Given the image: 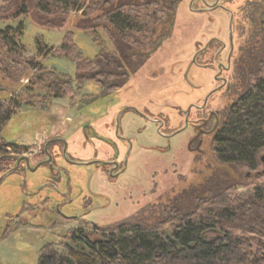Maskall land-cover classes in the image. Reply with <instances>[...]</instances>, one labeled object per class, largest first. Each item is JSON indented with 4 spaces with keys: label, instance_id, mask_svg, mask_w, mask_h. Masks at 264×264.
<instances>
[{
    "label": "rangeland",
    "instance_id": "1",
    "mask_svg": "<svg viewBox=\"0 0 264 264\" xmlns=\"http://www.w3.org/2000/svg\"><path fill=\"white\" fill-rule=\"evenodd\" d=\"M19 1L0 2V30L13 28L5 35L16 42L5 47L0 39V144L3 141L7 146L0 149V168L9 165L10 170L22 155L37 164L45 158L44 144L55 138L67 141V158L82 164L59 157L58 180H52L50 164L36 170L24 164L0 182V264H38V254L46 243H53L56 251L67 255L63 237L72 231H81L95 241L113 234L123 243L128 235L120 233L119 226L130 224L151 231L153 238L165 239L176 225L163 223L173 208L177 207L180 214H207L214 195L211 181H217L214 190L221 187L218 196L226 201L225 207L247 204L256 189L262 187L259 195L263 200L254 201V212L261 214L262 221L238 228L221 220L215 229L240 237L246 244L240 251L247 257L240 264H256L260 256L264 259L262 164L250 169L219 161L212 151L214 136L208 131L213 121L200 136L199 153L188 149L194 137L191 126L163 136L153 123L154 118H160L167 124L165 131H174L183 125L181 110L202 104L206 94L216 88V63L200 67L193 63V57L198 44L205 46L211 41L208 49L197 55V62L212 64L221 43H228L229 15L221 9L195 12L197 4L190 8L191 0L176 3L174 29L160 49L139 67L141 59L132 56L129 66L127 63L123 67L130 68L126 84L106 93L114 80L113 76L107 77V71L117 68L115 60L121 54L105 27H98L108 22L101 18L100 11L92 9L99 0H80L86 7L85 15L98 18L95 30L75 27L82 13L77 10L63 17L61 27L44 25V21H38L35 0L28 1L27 15L13 19ZM110 2H115V6L123 4L120 11L139 28L123 33L127 49L131 46V53L136 48L147 49L152 28L148 18L164 20L166 14L155 13L154 6L134 8L130 0ZM229 7L235 10L231 4ZM44 18L52 21L59 16ZM17 33H21L20 37ZM245 40L243 36L240 44ZM249 47L251 52L254 50V57L264 61V32ZM240 54L236 53L235 60ZM220 60H225L224 54ZM79 71L92 73V77L101 71L102 77L81 80ZM223 75L230 81V91L215 92L209 100V108L218 113L227 112L248 85L264 77V70L243 78L233 67ZM99 79L104 80V86ZM55 91H62L63 95L55 98ZM120 110L125 111L118 118ZM196 111H191L192 120L199 117ZM9 113L12 116L5 123ZM117 118L120 131L116 135ZM126 155V166L115 175H110L103 165L85 163L95 158L102 163L112 158L123 161ZM262 155L264 146L257 157ZM200 187L203 201L195 199ZM189 193H194V197L187 198ZM235 214L240 216L239 211ZM217 236L211 232L204 240ZM82 245L87 249L86 244Z\"/></svg>",
    "mask_w": 264,
    "mask_h": 264
},
{
    "label": "trees",
    "instance_id": "2",
    "mask_svg": "<svg viewBox=\"0 0 264 264\" xmlns=\"http://www.w3.org/2000/svg\"><path fill=\"white\" fill-rule=\"evenodd\" d=\"M16 1L19 0H0L3 4H15ZM28 1L29 0H22L19 1V5L16 4L15 11L12 13L13 19L28 14ZM35 1L37 13L39 14V18L37 17L38 21L41 23L44 21V25L48 24L54 27H61L65 22L63 17L69 12L77 10V12L82 11V13L75 27L79 30H95V21H98V18L95 19L86 16V7L83 6L80 0ZM180 1L181 0H130V6L134 8L141 5L154 6L155 13L157 12L160 15L166 14L164 20H159L154 16L148 18V22L151 23L152 26L149 36L150 44L147 46V49L136 48L132 53L131 46H128L127 49V44L123 39L126 36L123 35V33L128 34L131 30H138L139 28H136L134 20H130L124 15V12L120 11L123 4L120 3L119 5L117 3L115 6L116 3L110 2V0H99V4H93V11H100L102 13L101 18L108 21L107 23L102 22L98 24V27H105L116 43V46L119 47L118 50L121 54V58L115 60L116 65H118L117 68L107 71V77L110 79L111 76H113L114 80L111 81L106 93H111V91L121 88L126 84L130 76V68L123 67H125L127 63L129 66L132 56L141 59L140 63L137 65V67H139L145 64L153 54L160 49L164 38H167L173 31L171 26L174 23L176 15V8L174 5L178 2L180 3ZM161 4H163V7H161ZM243 8L241 10L242 14L247 9L246 7ZM47 15L59 16V19L52 21L47 19L45 21L44 17ZM258 25L257 28L252 24H248L247 27L244 26V38H247V40L239 47V52L241 53L239 59L235 60L234 58V68H236L238 74H241L243 78H245L246 75L256 74L264 70V61L260 62V57H254V50L251 52L249 47L254 46L259 36L264 32V24L260 22ZM250 27L251 30L255 31L256 29L259 31L255 33L254 36H251ZM12 29L13 28L8 26L6 30H0V39L5 47L12 44L15 45L16 43L13 39L5 35L6 31ZM20 35L21 33H17V37H20ZM70 39L72 38L70 37ZM101 60H106V57L104 59L101 58ZM254 64L261 65V68H251ZM137 69L139 68H133L134 71ZM92 75V73L80 72L79 78L81 80H93L97 75L102 77L101 71H97L95 77H92ZM101 79H99L98 82L104 86L105 82ZM220 92L227 94L224 90ZM61 95H63L62 91L54 92L55 98H59ZM208 105L210 107V101ZM212 112L216 115V118H212V127L208 131L212 132L214 136L212 146L214 155L221 162L233 163L235 165L241 164L250 169H256L259 164H261L260 157H257V153L259 149L264 146V77H259L253 85H248L244 93L229 107L227 112ZM201 113L203 112L201 111ZM11 116V113L7 114L5 123ZM200 116L207 117V113L204 115L201 114ZM216 120L217 126L214 127ZM203 132L199 134V140L200 136L204 135ZM5 145L6 144L2 141L0 149H6L7 146ZM201 145L195 150L191 148L192 151L199 153ZM11 161L13 162L15 160L12 159ZM8 169L9 165L0 168V173H4ZM216 185L217 181H211L210 189L211 192H214V195L211 198L212 203H208L211 206L207 214L200 216H196L195 213L180 214L177 207L173 208L172 212L166 214L167 216L163 223L176 222V225L172 230V234L166 235L165 239L153 238L151 231H143L140 226L134 227L130 224H122L119 226V232L127 233L128 235L123 243L113 234L104 240L95 241L91 240L81 231H72L63 237L65 248L68 252L67 255H62L56 251L53 247V243H46L38 254V264L243 263L247 255L243 254L240 250L244 249L243 247H245L246 244L242 243L240 237L233 236L226 231L221 233L219 230L215 229V227L222 222L221 220L230 221L235 224L234 227L238 228L250 227L262 221L261 214L254 212V208L257 206L254 201L263 200L259 195L262 187L256 189L255 194L252 196L253 199H249L247 204L242 205L239 203L236 204V206L228 205V207H225L223 205L226 201L218 196L220 195L219 189L221 187L218 185L217 189L214 190ZM199 189V196L195 199L203 201V198H200L202 189L201 187ZM191 195L194 197V193H189L185 196L190 198ZM237 211H239V217H236L237 215L235 212ZM240 211H245V213L241 214ZM247 212L249 214H247ZM211 232H216L219 236L210 241L204 240V236ZM82 244H86L87 249ZM257 259L259 260L255 261L256 264H264V259L261 256Z\"/></svg>",
    "mask_w": 264,
    "mask_h": 264
},
{
    "label": "flooded vegetation",
    "instance_id": "3",
    "mask_svg": "<svg viewBox=\"0 0 264 264\" xmlns=\"http://www.w3.org/2000/svg\"><path fill=\"white\" fill-rule=\"evenodd\" d=\"M195 2L197 4L196 9H194L195 12H211L216 9H221V10H224L229 15L228 43L225 44V43L220 42L221 45L219 46L217 53L214 55L213 59L210 61L212 62V64H204V63L197 62V55L200 52L207 50L208 47L211 45V41L208 42L205 46H200L198 44L197 46H199V48L196 50L195 55L193 57V63H196L200 67H205V66H210V65L212 66L214 63H216L215 66L218 68V71H217L218 74L216 75L217 85H216V88L213 89L215 91L211 95H209L205 103H204V100L211 91L208 94H206L202 104L200 105L192 104L193 106L190 105L191 108H190L189 113H187V109L181 110V113L184 115L183 125L175 129L174 131H171V132L165 131L167 130L166 128H164L165 126H167L166 122L160 118L158 119V118H154L153 116H150L151 118H154L153 123L156 125V127L158 126L157 128L158 132H160L161 135L163 136H169V135H174L178 133L181 129H183L185 125V118L188 114L186 128L189 125L194 130V137L190 140L188 144V149L190 146V149L192 148L193 150L199 148L202 143L201 140L197 138L199 137V134H201L206 127H209L208 125L211 123L213 117L216 118V115L213 114L212 110L209 108V105H208L210 97L215 92H220L224 90L225 93H228L230 90V81L227 80V78L223 75V72L227 73L230 70V68L234 67V58H235L236 53L239 51V47L241 45L239 40L244 36V32H243L245 31L244 26L247 27L248 24L249 25L252 24L254 27L257 28L259 26L258 24L260 22H263L264 20V0H191L190 8H192V4ZM230 4L234 7L235 10H231V8L229 7ZM243 7H246L247 9L242 14L241 10ZM174 25H175V20L171 26L172 30L174 29ZM249 29L251 31L250 32L251 36H254L255 33L259 31L256 29L255 31L251 30V27ZM223 54L225 57L224 61L220 60L222 59ZM193 108L197 110L196 112H199V117L194 120L191 119V111ZM124 111L125 110H120L118 112L117 115L119 116V118L122 116V113ZM201 111L203 113H201ZM206 113H207V117L200 116L201 114L204 115ZM216 126H217V120L215 121V124H214V127ZM115 130H116L115 132L117 135V133L120 131L119 124H118V129H115ZM121 138H122L121 140H123L124 142L127 141L125 138L123 137ZM67 147H68L67 141H65L63 138H55L53 140H48L44 144L43 153H44L45 158L41 160L40 162H43L44 164H50L51 169L54 171V172L52 171V173H54L52 180H58L61 174V169L57 166L58 164L56 163V160L59 157L66 158L65 160L70 163L74 162L73 160L71 159L69 160L67 158V155H66ZM64 149H65V152H64ZM22 157H24V155H22ZM89 162H92L91 164H96L97 166L103 165L104 167L107 168V171L110 173V175H115L116 173L123 171L125 160L120 161V160H116L115 158L114 159L112 158L110 160H104V163L96 159L91 160ZM120 162H122V164H119ZM24 164L27 166L26 161L21 160L18 168ZM35 166H36L35 163H31V161H29L30 169H33ZM51 185H53V183Z\"/></svg>",
    "mask_w": 264,
    "mask_h": 264
},
{
    "label": "water",
    "instance_id": "4",
    "mask_svg": "<svg viewBox=\"0 0 264 264\" xmlns=\"http://www.w3.org/2000/svg\"><path fill=\"white\" fill-rule=\"evenodd\" d=\"M263 23V22H262ZM226 69H228V68H226ZM215 90H213V91H211L208 95H207V97L205 98V100H204V103L206 102V100H207V98L209 97V95H211L213 92H214ZM204 105V104H203ZM193 106V105H192ZM190 108H191V106L187 109V113H189V111H190ZM119 118V117H118ZM118 118H117V120H116V129H118ZM187 120H188V114H187V116H186V118H185V125H184V127H183V129L184 128H186V126H187ZM183 129H181V130H183ZM180 130V131H181ZM179 131V132H180ZM129 150H131V146L129 147ZM64 152H65V149H64ZM128 155V154H127ZM127 155H126V157H125V162H124V167L126 166V161H127ZM21 160H25L26 161V164H27V166L29 167V161H28V158L27 157H20V158H18L17 159V161H16V164L14 165V167L13 168H11L10 170H8L7 172H5L4 174H2L1 176H0V182L8 175V174H10V173H12V172H14V171H16L17 169H18V166H19V163H20V161ZM260 162H261V164H262V166H263V169L261 170V174H264V155H262L261 157H260ZM72 163H76V162H72ZM85 163H87V164H91L92 162H85ZM94 163V162H93ZM42 164H44L43 162H40V163H38V164H36V166L33 168V169H31V170H35V169H37L39 166H41ZM76 164H82V163H76Z\"/></svg>",
    "mask_w": 264,
    "mask_h": 264
},
{
    "label": "crops",
    "instance_id": "5",
    "mask_svg": "<svg viewBox=\"0 0 264 264\" xmlns=\"http://www.w3.org/2000/svg\"><path fill=\"white\" fill-rule=\"evenodd\" d=\"M68 144V143H67ZM96 159V158H95Z\"/></svg>",
    "mask_w": 264,
    "mask_h": 264
}]
</instances>
